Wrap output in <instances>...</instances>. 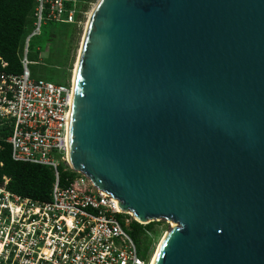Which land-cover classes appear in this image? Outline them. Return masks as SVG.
Listing matches in <instances>:
<instances>
[{
    "label": "water",
    "instance_id": "water-1",
    "mask_svg": "<svg viewBox=\"0 0 264 264\" xmlns=\"http://www.w3.org/2000/svg\"><path fill=\"white\" fill-rule=\"evenodd\" d=\"M68 163L140 224L154 264H264V0H101Z\"/></svg>",
    "mask_w": 264,
    "mask_h": 264
},
{
    "label": "built area",
    "instance_id": "built-area-1",
    "mask_svg": "<svg viewBox=\"0 0 264 264\" xmlns=\"http://www.w3.org/2000/svg\"><path fill=\"white\" fill-rule=\"evenodd\" d=\"M98 0H34L28 36L20 55L19 74L0 73V128L13 162L53 171L48 202L10 192L0 184V264H151L139 257L126 232L134 221L118 202L70 168L68 129L72 83L34 79L29 71V42L47 24L80 25L85 8ZM6 64L2 63V68ZM71 172L59 184L58 169ZM143 225V224H141Z\"/></svg>",
    "mask_w": 264,
    "mask_h": 264
},
{
    "label": "trees",
    "instance_id": "trees-1",
    "mask_svg": "<svg viewBox=\"0 0 264 264\" xmlns=\"http://www.w3.org/2000/svg\"><path fill=\"white\" fill-rule=\"evenodd\" d=\"M33 8L34 0H0V73L17 75L21 72L20 49L29 32ZM64 26L72 28L75 25ZM2 63L6 67L2 68ZM8 134L9 129L0 128V184L6 178L10 192L33 201L48 202L54 183L53 171L44 166L13 162L10 146L5 143ZM58 173L62 186L66 178L73 177L71 172H63V167H59ZM154 224L141 225L132 221L125 230L137 247Z\"/></svg>",
    "mask_w": 264,
    "mask_h": 264
},
{
    "label": "rangeland",
    "instance_id": "rangeland-1",
    "mask_svg": "<svg viewBox=\"0 0 264 264\" xmlns=\"http://www.w3.org/2000/svg\"><path fill=\"white\" fill-rule=\"evenodd\" d=\"M96 2L86 8L81 5L78 6V10L85 8V15L82 17L80 25L71 28L61 24L49 23L42 28L40 36L30 40L28 60L32 64L29 66V71L34 79L62 85L72 83L85 26L89 13ZM29 22L31 23V21ZM28 33H26L24 39L28 36ZM22 49L23 46L20 49V55ZM62 167L63 165H61ZM154 223L156 224L144 237V242L139 241L137 244L139 257L141 258L145 257L151 260L163 236L171 229L167 221Z\"/></svg>",
    "mask_w": 264,
    "mask_h": 264
},
{
    "label": "bare ground",
    "instance_id": "bare-ground-1",
    "mask_svg": "<svg viewBox=\"0 0 264 264\" xmlns=\"http://www.w3.org/2000/svg\"><path fill=\"white\" fill-rule=\"evenodd\" d=\"M101 0H98L92 7V10L91 12L89 13V16H88V21L86 23V26H85V31H84V36H83V39H82V44H81V48H80V53L78 55V60L76 62V65H75V68H74V72H73V76H72V85H74L75 83V77H76V72H77V68H78V63H79V58H80V54H81V49H82V46H83V43H84V39H85V35H86V32H87V28H88V25H89V22H90V19L92 17V14H93V11L96 9V7L98 6V4L100 3ZM170 225V228H174L175 225L173 223H169ZM167 234H165L162 238V240L160 241V244L158 245V248L155 252V254L152 256L151 260H150V263L151 264H154L155 260H156V257H157V254H158V251L160 249V246L162 245L165 237H166Z\"/></svg>",
    "mask_w": 264,
    "mask_h": 264
}]
</instances>
